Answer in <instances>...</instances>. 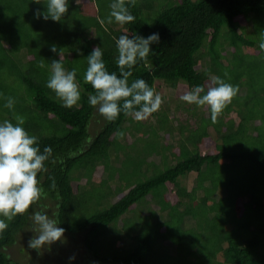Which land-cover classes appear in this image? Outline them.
<instances>
[{"label":"trees","instance_id":"trees-1","mask_svg":"<svg viewBox=\"0 0 264 264\" xmlns=\"http://www.w3.org/2000/svg\"><path fill=\"white\" fill-rule=\"evenodd\" d=\"M113 3L68 0L54 22L33 16L46 12L47 0H0V123L23 116L41 152L52 148L47 172L38 175L46 195L23 215L0 216L8 225L0 264H19L8 250L46 199L65 234L83 235L85 258L74 264H264V0H137L134 7L124 0L135 16L129 24L108 23ZM153 33L160 41L131 69L129 86L138 78L153 89L199 85L203 96L219 76L238 94L215 124L208 105L181 99L173 115L160 107L149 116L154 124H141L120 101L117 119L97 113L103 123L91 132L99 105L88 102L87 57L101 48L108 71L119 75V36ZM53 60L77 70L81 99L72 108L46 87ZM5 97L14 98L13 109ZM192 173L196 185L187 190L180 179Z\"/></svg>","mask_w":264,"mask_h":264},{"label":"clouds","instance_id":"clouds-1","mask_svg":"<svg viewBox=\"0 0 264 264\" xmlns=\"http://www.w3.org/2000/svg\"><path fill=\"white\" fill-rule=\"evenodd\" d=\"M33 2L39 4L40 0H33ZM136 3L137 0H130L133 7ZM68 7V0H47L46 12L37 9L33 16L35 19L43 18L45 21L51 19L59 22L68 12ZM110 7L112 11L108 23H112V18L118 24H129L135 21V16L124 6V0H117V3H113ZM260 36L258 47L264 51V32H261ZM159 41L158 33H153L146 39L140 36L129 39L127 35H120L116 40L118 51L116 63L119 75L108 71L101 48H94L87 57V69L83 75V81L90 84L94 90V94L89 95L88 102L94 108L99 105L97 110L107 121L113 122L120 115V101H123L124 114L134 116L137 121L147 119L159 111L163 99L155 89L149 87L144 79H135L130 86L128 82V78L132 76L131 69L138 61H146L151 53L150 45L158 44ZM50 51L57 52L56 46H51ZM40 66L44 67V64L41 63ZM50 70L46 87L62 101L63 107L72 108L81 99L76 79L77 70L73 68L66 71L59 60L52 61ZM224 75L227 77L228 74ZM211 83L216 86L208 87L205 95L200 96V93L204 92V87L198 85L192 91L185 92L180 99L197 106L208 105L211 121L215 124L223 110L238 94L239 87L227 83L219 76H213ZM5 98L4 107L13 109L14 98ZM136 106H139V110L133 112ZM15 121L14 124L5 119L0 123V216L8 220H12L17 215H23L31 205L46 195L38 175L47 172L45 162L52 157V148L45 147L41 152L38 138L30 135L23 127L25 123L23 116L16 115ZM116 135L123 137L124 133L117 132ZM51 162L56 161L53 159ZM50 188L56 190L54 179ZM57 199H60L58 192ZM33 219L39 225V236L28 241L29 248L40 249L45 244L61 240L65 229L57 226V220L49 219L47 215L40 212L34 213ZM7 226L5 221L0 219V232ZM72 259H75V256L69 257V260Z\"/></svg>","mask_w":264,"mask_h":264},{"label":"rangeland","instance_id":"rangeland-1","mask_svg":"<svg viewBox=\"0 0 264 264\" xmlns=\"http://www.w3.org/2000/svg\"><path fill=\"white\" fill-rule=\"evenodd\" d=\"M211 84H208V87H211ZM155 91L159 93L163 99V104L161 108L169 109L170 114H174V106L176 105L177 101L180 100V97L186 92L185 89L181 87L179 89H165L162 84L156 83L155 84ZM181 109V107H179ZM179 109V113L181 116H184V113L181 112ZM160 110V109H159ZM183 111V110H182ZM99 113L96 111V117L93 118L91 124V132L92 130L98 129L102 126L103 120L98 116ZM133 122H141V124H148L156 121L155 117L144 119L142 121H137L134 116H132ZM140 136V135H139ZM175 144V143H174ZM213 147L210 149H204L202 154H205L212 151ZM209 150V151H208ZM149 160L158 162V157H151ZM95 176L101 177L102 168L98 167ZM180 185L187 190H191L196 185V174H188L185 177L180 179ZM171 201L174 203L176 202V197L173 196V189ZM45 208L41 207L40 213L47 215L49 219H52L55 213V209L53 208L50 201L47 199L44 201ZM36 209L35 211L31 212V216L29 217L28 226H26L25 230L20 234L17 243L8 250V253L15 262L19 264H74L75 261H83L85 258V251L83 250V235L78 234L74 237L63 234L61 240L54 242L52 244H45L40 249H31L28 247V241L33 238H37L39 236V225L33 219L34 213L39 211ZM35 231V232H34ZM75 256V259L69 260V257ZM43 258V259H42ZM47 262V263H46Z\"/></svg>","mask_w":264,"mask_h":264}]
</instances>
